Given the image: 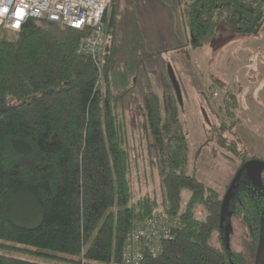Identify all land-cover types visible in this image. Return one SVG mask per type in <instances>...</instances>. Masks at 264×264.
<instances>
[{
	"label": "trees",
	"instance_id": "16d2710c",
	"mask_svg": "<svg viewBox=\"0 0 264 264\" xmlns=\"http://www.w3.org/2000/svg\"><path fill=\"white\" fill-rule=\"evenodd\" d=\"M180 1L192 49L207 45L221 27L239 35L264 28V0ZM107 11L102 78L92 58L77 52L88 30L62 31L34 19L18 31L0 28V264H42L9 255L15 251L62 264H124L128 233L155 214L177 216L178 226L160 253L146 252L142 264H254L264 177L255 185L244 167L255 157L242 159L229 194L221 196L189 173L173 84L165 85L161 98L150 89L145 93L151 133L166 154L163 208L148 194L135 199L127 130L110 83L115 6ZM225 91L232 116L236 98ZM236 138L228 144L220 139L221 146L238 152L243 145ZM185 189L191 196L182 209ZM197 207L205 213L202 220ZM231 215L247 232L240 250L225 242Z\"/></svg>",
	"mask_w": 264,
	"mask_h": 264
},
{
	"label": "rangeland",
	"instance_id": "374dc122",
	"mask_svg": "<svg viewBox=\"0 0 264 264\" xmlns=\"http://www.w3.org/2000/svg\"><path fill=\"white\" fill-rule=\"evenodd\" d=\"M143 1L137 10L144 13L143 20L132 32L126 31L123 23L130 0H111L107 11L115 6L117 54L110 83L127 130L135 199L148 194L157 199L159 211L164 201L161 182L166 154L162 156L151 133L145 93L150 89L161 98L165 85L172 84L169 69L179 83L180 120L189 147L188 171L206 187L226 196L242 159L264 160V28L257 35H239L221 27L207 45L192 49L182 21L180 0ZM144 22V33H159L155 49L149 40H144ZM224 87L236 98L232 116L227 112ZM222 123L226 124L225 130ZM236 137L243 145L237 146L238 152L221 146L220 139L228 144ZM181 196L184 209L191 193L185 189ZM195 213L198 219L205 218L201 207ZM245 237L246 229L231 215L224 227L226 245L240 250ZM9 255L42 264H62L29 251Z\"/></svg>",
	"mask_w": 264,
	"mask_h": 264
},
{
	"label": "built area",
	"instance_id": "2783aa9c",
	"mask_svg": "<svg viewBox=\"0 0 264 264\" xmlns=\"http://www.w3.org/2000/svg\"><path fill=\"white\" fill-rule=\"evenodd\" d=\"M110 1L0 0V28L18 31L28 19H34L51 23L62 31L68 28L88 30L77 52L92 58L98 76L102 78L107 37V24L103 18ZM178 221L177 216L155 214L136 223L128 233L124 264H142L146 252L159 254L162 242L171 239Z\"/></svg>",
	"mask_w": 264,
	"mask_h": 264
},
{
	"label": "water",
	"instance_id": "95a60500",
	"mask_svg": "<svg viewBox=\"0 0 264 264\" xmlns=\"http://www.w3.org/2000/svg\"><path fill=\"white\" fill-rule=\"evenodd\" d=\"M169 74L176 92L179 93L177 81L171 69H169ZM244 167L246 169L247 177L251 181H253V183L255 182L260 183L261 171L264 169V160L255 159V158L248 160L245 163ZM254 264H264V216L262 217L259 226L258 244L256 248Z\"/></svg>",
	"mask_w": 264,
	"mask_h": 264
},
{
	"label": "crops",
	"instance_id": "0c3cea01",
	"mask_svg": "<svg viewBox=\"0 0 264 264\" xmlns=\"http://www.w3.org/2000/svg\"><path fill=\"white\" fill-rule=\"evenodd\" d=\"M143 0H130V2H127L126 4H128V12L126 13V17H125V20H123V23L125 24V28H126V31H129V32H132V31H135L136 28L138 27V24L140 23L139 21L140 20H143L141 17H144V13L141 14L140 12H138V8H140L143 4ZM147 22V20H146ZM116 24H117V21H116ZM142 24V27H143V31H142V34L144 36V40L146 41H150L152 47L154 44H158L159 42V33L156 31V34L153 33V35H147L146 33H144V29H145V22L144 24ZM117 26V25H116ZM149 36V39L148 37ZM166 39V38H165ZM133 42H136V40H132ZM135 45V44H134ZM154 48V47H153ZM155 49V48H154Z\"/></svg>",
	"mask_w": 264,
	"mask_h": 264
},
{
	"label": "flooded vegetation",
	"instance_id": "af4514ba",
	"mask_svg": "<svg viewBox=\"0 0 264 264\" xmlns=\"http://www.w3.org/2000/svg\"><path fill=\"white\" fill-rule=\"evenodd\" d=\"M262 177H264V169L261 171V175H260V183L259 182H255V185H259L262 183ZM253 182V181H252Z\"/></svg>",
	"mask_w": 264,
	"mask_h": 264
},
{
	"label": "snow or ice",
	"instance_id": "6c2138e0",
	"mask_svg": "<svg viewBox=\"0 0 264 264\" xmlns=\"http://www.w3.org/2000/svg\"><path fill=\"white\" fill-rule=\"evenodd\" d=\"M5 11H6V9H5ZM17 26H19V25H17Z\"/></svg>",
	"mask_w": 264,
	"mask_h": 264
}]
</instances>
